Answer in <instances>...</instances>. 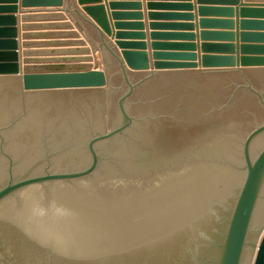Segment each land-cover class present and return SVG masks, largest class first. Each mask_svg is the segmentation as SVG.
<instances>
[{"label":"water","instance_id":"water-1","mask_svg":"<svg viewBox=\"0 0 264 264\" xmlns=\"http://www.w3.org/2000/svg\"><path fill=\"white\" fill-rule=\"evenodd\" d=\"M6 1L0 264H264V46L151 62L141 22L112 27L101 0H76L119 69L106 71L86 54L41 52L82 44L69 22L47 25L64 34L23 32L48 40L19 50L17 0ZM21 6L68 12L63 0ZM238 26L264 30V4L241 5Z\"/></svg>","mask_w":264,"mask_h":264},{"label":"crops","instance_id":"crops-1","mask_svg":"<svg viewBox=\"0 0 264 264\" xmlns=\"http://www.w3.org/2000/svg\"><path fill=\"white\" fill-rule=\"evenodd\" d=\"M230 0L207 1L197 3V0H101V4L105 5L107 16L110 25L113 27L114 22H141L143 24L142 31L145 34L144 41L147 44V52L150 61L152 62L153 53H161L164 55L172 54H195L197 60L204 54L213 56H227V51L230 50L229 44L233 46L234 58L241 56V46H264V40L259 38L246 39L242 34H251L258 36L264 34V30H240L238 26V8L241 5H262L264 0H236L235 5L228 4ZM130 3H138L140 6L134 8L127 5ZM189 4L191 9L176 8H152L149 9L147 4ZM110 4H124V6H111ZM6 0H0V6H8ZM17 11L14 15L17 18L18 43L19 50H23L22 43H32L36 40L48 39H21L20 35L23 32H59L66 33V29H51L47 25L63 24L69 22L72 24L73 30H77L80 34L81 42L84 41L83 48L89 50H99L105 58L115 60L106 48L101 46L102 37L98 33L94 22L81 10V6L76 0H63V8L68 12L60 11L59 7H22L21 0L15 3ZM171 7V6H168ZM119 13H140L141 19L134 18H114L112 14ZM5 14L4 12H0ZM64 17L63 19H58ZM130 17V16H127ZM231 22V25L230 23ZM28 26L26 31H23V26ZM44 28H39V27ZM128 30V29H125ZM131 30V29H130ZM132 32V31H131ZM232 35V37H230ZM230 38L232 41H229ZM60 39V38H59ZM54 40H58L54 39ZM71 40V39H69ZM110 47L113 45V39L105 37ZM159 44L156 47L152 43ZM192 44V47L184 46ZM204 46H207L205 48ZM208 46H213L209 48ZM28 49V48H27ZM118 50V49H116ZM118 52V51H117ZM111 55V56H110ZM258 56V55H257ZM32 66V65H31ZM116 68L117 65H116ZM106 70V68H104Z\"/></svg>","mask_w":264,"mask_h":264},{"label":"rangeland","instance_id":"rangeland-1","mask_svg":"<svg viewBox=\"0 0 264 264\" xmlns=\"http://www.w3.org/2000/svg\"><path fill=\"white\" fill-rule=\"evenodd\" d=\"M64 40H66V42H70V40L68 38H64ZM84 45H86V44H84V41H83L82 44L79 45V47H75L73 45H65V46H55V45H53L51 47L44 46V47L41 48L43 50L41 52H46L45 50L49 51L48 49H53V50H50V51L51 52L54 51V53H56V52L60 53V54H57V55H54V56H60L62 54L63 55L69 54V56L70 55H79V56H81V55L86 54L91 59V62L88 63L89 66H91L93 68L103 69V70H105L104 68H106V71H119V69L116 68V64H115V67H114V65H112L113 62H114L113 59H111L110 57H107V61L108 62L105 63L104 61H105L106 57L103 55V58H102L101 52L99 50H89V49L83 48L82 46H84ZM35 51H37V50H35ZM37 57H39V55H37ZM261 235H260V237H261ZM260 237H259V239H260ZM254 253H255V251H254ZM252 258H253V256H252ZM251 261H252V259H251Z\"/></svg>","mask_w":264,"mask_h":264},{"label":"bare ground","instance_id":"bare-ground-1","mask_svg":"<svg viewBox=\"0 0 264 264\" xmlns=\"http://www.w3.org/2000/svg\"><path fill=\"white\" fill-rule=\"evenodd\" d=\"M77 31V30H76ZM99 69V68H98Z\"/></svg>","mask_w":264,"mask_h":264}]
</instances>
